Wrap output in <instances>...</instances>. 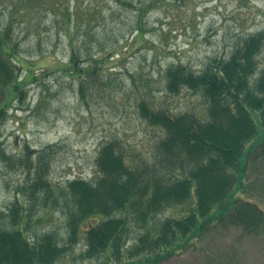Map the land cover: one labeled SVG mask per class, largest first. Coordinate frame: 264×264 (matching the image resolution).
<instances>
[{
    "label": "rangeland",
    "instance_id": "obj_1",
    "mask_svg": "<svg viewBox=\"0 0 264 264\" xmlns=\"http://www.w3.org/2000/svg\"><path fill=\"white\" fill-rule=\"evenodd\" d=\"M6 29L24 65L16 67L20 80L31 79L24 98L0 115V150L28 156L34 164L10 169L0 154V228L18 227L31 238L48 232L64 237L68 222L61 203L43 198L32 205L19 197L17 188L33 173L38 151L56 149L49 164L53 186L93 179L99 150L111 139L123 142L127 155L152 158L164 132L142 118L138 103L146 99L177 113L205 114L202 93L167 90L165 69L185 64L201 70L229 55L240 36L264 29V0H0V34ZM139 33L148 38L145 46L135 39ZM258 161L239 194L264 207V160ZM16 204L26 207L18 221ZM178 212L170 208L149 222L136 219L123 237L124 249L145 235L152 240L157 230L148 227ZM99 219L84 222L82 229ZM248 230L217 226L173 254L172 246L160 250L167 255L154 263L146 257L156 255L150 244L146 256L130 251L134 257L126 264H264V226ZM83 250L79 240L54 264H100L83 257Z\"/></svg>",
    "mask_w": 264,
    "mask_h": 264
},
{
    "label": "trees",
    "instance_id": "obj_2",
    "mask_svg": "<svg viewBox=\"0 0 264 264\" xmlns=\"http://www.w3.org/2000/svg\"><path fill=\"white\" fill-rule=\"evenodd\" d=\"M6 30L0 34V115L24 98V86L31 79L20 80L16 67L24 65L11 44L10 29ZM244 35L229 55L214 58L201 70L185 64L165 69L167 90L202 93L205 114L177 113L146 99L138 103L142 118L164 132L152 158L127 155L124 143L111 139L99 150L93 179L76 177L53 186L49 164L56 149L39 150L33 173L17 188L19 197L32 205L43 198L61 203L67 231L64 237L48 232L31 238L18 227L0 228V264H54L79 240L84 241L82 256L98 258L100 264H126V258L134 257L128 255L130 251L146 256L151 244L156 255L146 257L154 263L167 255L160 250L172 246L173 254L220 225L259 231L264 226V207L239 193L250 184L248 174L255 173L251 164L264 160V29ZM145 37L139 33L135 39L147 43ZM150 45L161 51L155 43ZM1 124L0 118V128ZM0 154L10 169H31L34 164L28 156H9L1 150ZM14 207L18 221L26 207ZM170 208L179 209V214L149 226L147 230H157L152 240L151 234L145 235L124 249L123 237L136 219L149 222L151 216ZM94 217L101 219L82 229Z\"/></svg>",
    "mask_w": 264,
    "mask_h": 264
}]
</instances>
